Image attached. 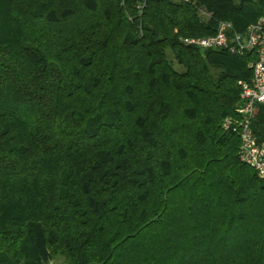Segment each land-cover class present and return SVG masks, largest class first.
Returning a JSON list of instances; mask_svg holds the SVG:
<instances>
[{
  "label": "trees",
  "instance_id": "16d2710c",
  "mask_svg": "<svg viewBox=\"0 0 264 264\" xmlns=\"http://www.w3.org/2000/svg\"><path fill=\"white\" fill-rule=\"evenodd\" d=\"M264 0H0V264H264L240 159ZM230 121L228 126L227 121ZM252 131L264 144V108Z\"/></svg>",
  "mask_w": 264,
  "mask_h": 264
},
{
  "label": "built area",
  "instance_id": "2783aa9c",
  "mask_svg": "<svg viewBox=\"0 0 264 264\" xmlns=\"http://www.w3.org/2000/svg\"><path fill=\"white\" fill-rule=\"evenodd\" d=\"M174 3L188 0H168ZM184 44L194 46L202 51L226 50L233 54L253 53L251 62L252 79L241 82L242 105L238 109L241 138V161L252 168L260 177H264V144H259L252 131L255 109L264 108V17L251 24L243 33L235 31L231 23L222 22L218 25L214 36L201 39H184ZM228 126L230 121H227Z\"/></svg>",
  "mask_w": 264,
  "mask_h": 264
},
{
  "label": "rangeland",
  "instance_id": "374dc122",
  "mask_svg": "<svg viewBox=\"0 0 264 264\" xmlns=\"http://www.w3.org/2000/svg\"><path fill=\"white\" fill-rule=\"evenodd\" d=\"M51 264H66L62 259H57L53 261Z\"/></svg>",
  "mask_w": 264,
  "mask_h": 264
}]
</instances>
